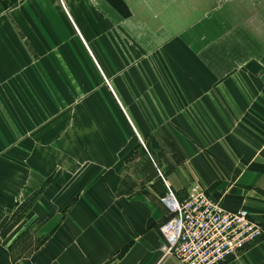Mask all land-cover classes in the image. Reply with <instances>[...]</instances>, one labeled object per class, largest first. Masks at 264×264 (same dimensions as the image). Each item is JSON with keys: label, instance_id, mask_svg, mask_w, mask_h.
Returning a JSON list of instances; mask_svg holds the SVG:
<instances>
[{"label": "crops", "instance_id": "0c3cea01", "mask_svg": "<svg viewBox=\"0 0 264 264\" xmlns=\"http://www.w3.org/2000/svg\"><path fill=\"white\" fill-rule=\"evenodd\" d=\"M196 180L264 226L259 2L0 1V264H185L165 197Z\"/></svg>", "mask_w": 264, "mask_h": 264}, {"label": "built area", "instance_id": "2783aa9c", "mask_svg": "<svg viewBox=\"0 0 264 264\" xmlns=\"http://www.w3.org/2000/svg\"><path fill=\"white\" fill-rule=\"evenodd\" d=\"M165 201L170 216L162 226V250L185 264H224L264 236V226L248 211L224 209L199 180L185 197L169 191Z\"/></svg>", "mask_w": 264, "mask_h": 264}, {"label": "rangeland", "instance_id": "374dc122", "mask_svg": "<svg viewBox=\"0 0 264 264\" xmlns=\"http://www.w3.org/2000/svg\"><path fill=\"white\" fill-rule=\"evenodd\" d=\"M224 1H227V0H196V13L199 14L200 11L207 9V8H212V7L218 5L219 3H222ZM255 2L260 3L261 12L264 13L263 12L264 0H255Z\"/></svg>", "mask_w": 264, "mask_h": 264}]
</instances>
